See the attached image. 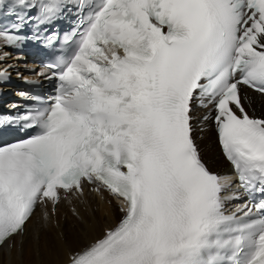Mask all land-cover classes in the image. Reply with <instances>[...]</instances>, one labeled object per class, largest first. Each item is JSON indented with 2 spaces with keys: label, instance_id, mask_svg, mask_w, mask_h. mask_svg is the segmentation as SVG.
Instances as JSON below:
<instances>
[{
  "label": "snow or ice",
  "instance_id": "1",
  "mask_svg": "<svg viewBox=\"0 0 264 264\" xmlns=\"http://www.w3.org/2000/svg\"><path fill=\"white\" fill-rule=\"evenodd\" d=\"M73 8L70 51L37 73L58 81L56 96L20 117L34 134L0 145V248L38 205L55 212L61 191L82 195L87 182L121 199L124 215L69 264H264V118L240 91L264 95V0H0L16 21L0 41ZM194 104L209 109L242 215L225 214L240 196L222 197L231 178L201 159Z\"/></svg>",
  "mask_w": 264,
  "mask_h": 264
},
{
  "label": "bare ground",
  "instance_id": "2",
  "mask_svg": "<svg viewBox=\"0 0 264 264\" xmlns=\"http://www.w3.org/2000/svg\"><path fill=\"white\" fill-rule=\"evenodd\" d=\"M252 98L251 107L264 113V98L258 101L253 95ZM213 137L212 130L207 129L199 144L206 159L220 162L222 157ZM119 214L110 195L87 189L83 195L73 197L71 203L61 200L54 214L47 209H36L26 223L24 234L0 248V264H64L71 253L101 236L104 227L115 224Z\"/></svg>",
  "mask_w": 264,
  "mask_h": 264
},
{
  "label": "rangeland",
  "instance_id": "3",
  "mask_svg": "<svg viewBox=\"0 0 264 264\" xmlns=\"http://www.w3.org/2000/svg\"><path fill=\"white\" fill-rule=\"evenodd\" d=\"M66 221H64V223H65Z\"/></svg>",
  "mask_w": 264,
  "mask_h": 264
}]
</instances>
